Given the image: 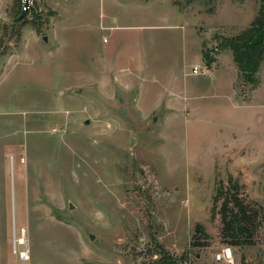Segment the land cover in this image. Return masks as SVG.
Wrapping results in <instances>:
<instances>
[{
	"label": "rangeland",
	"instance_id": "obj_1",
	"mask_svg": "<svg viewBox=\"0 0 264 264\" xmlns=\"http://www.w3.org/2000/svg\"><path fill=\"white\" fill-rule=\"evenodd\" d=\"M160 1L0 0V264H213L233 187L255 216L235 261L264 264V61L243 84L218 48L259 0Z\"/></svg>",
	"mask_w": 264,
	"mask_h": 264
},
{
	"label": "trees",
	"instance_id": "obj_2",
	"mask_svg": "<svg viewBox=\"0 0 264 264\" xmlns=\"http://www.w3.org/2000/svg\"><path fill=\"white\" fill-rule=\"evenodd\" d=\"M218 48L231 52L232 60L243 84L255 85V75L264 61V0H259L257 15L250 26L234 37L223 38V42L219 44ZM216 50L218 51V49ZM202 54L203 60L207 65L213 62V59L207 54ZM233 188L235 190L234 193L228 197L225 196L222 190L219 191L218 199H223L219 209L223 223V236L230 240L229 244L226 245H248L251 244L249 239L252 236L249 226H251L255 216L247 210L238 198L236 187ZM230 203L232 208H228ZM196 228H198L200 234L203 233L200 232L202 230L201 227L197 226ZM242 237L246 238L242 240ZM194 246L202 245L196 243ZM158 262L159 264H175L177 261L164 256ZM240 263L248 264L243 260Z\"/></svg>",
	"mask_w": 264,
	"mask_h": 264
},
{
	"label": "crops",
	"instance_id": "obj_3",
	"mask_svg": "<svg viewBox=\"0 0 264 264\" xmlns=\"http://www.w3.org/2000/svg\"><path fill=\"white\" fill-rule=\"evenodd\" d=\"M104 3L116 10H120L121 15L127 17H135V18H143L145 16L151 17L155 21H158V2L161 4L162 1L160 0H103ZM1 22V20H0ZM129 80L131 81L130 77L128 76ZM131 86V85H130ZM142 95L145 96V98H148L150 95V90L149 88L144 89ZM141 96V95H140ZM156 98H158V90L156 91ZM134 103L138 106V109L142 113L143 118H147L153 113H157L164 107L162 102L158 103V100L152 101L150 98L149 100L147 99H141L138 100L137 97L134 98ZM173 104V103H172ZM178 104L172 105V106H167L166 111L167 113H172ZM170 118V116L168 117ZM241 260H245L244 258H240Z\"/></svg>",
	"mask_w": 264,
	"mask_h": 264
},
{
	"label": "built area",
	"instance_id": "obj_4",
	"mask_svg": "<svg viewBox=\"0 0 264 264\" xmlns=\"http://www.w3.org/2000/svg\"><path fill=\"white\" fill-rule=\"evenodd\" d=\"M208 70L206 68L200 69L198 66H193L191 73L194 75L206 74ZM13 254H17V257L20 261L26 262L29 261V252L28 250L16 251L13 248ZM175 264H195L192 260L177 261ZM213 264H241L235 261V255L233 248L230 245H223L219 247L216 252L213 254Z\"/></svg>",
	"mask_w": 264,
	"mask_h": 264
},
{
	"label": "water",
	"instance_id": "obj_5",
	"mask_svg": "<svg viewBox=\"0 0 264 264\" xmlns=\"http://www.w3.org/2000/svg\"><path fill=\"white\" fill-rule=\"evenodd\" d=\"M30 8H31L30 0H22V11H21L20 16H23L28 10H30ZM43 40L46 41V37H43ZM84 124L85 125L89 124V121H85ZM71 207L72 206H69V208H71ZM90 239H93V237L90 236Z\"/></svg>",
	"mask_w": 264,
	"mask_h": 264
},
{
	"label": "bare ground",
	"instance_id": "obj_6",
	"mask_svg": "<svg viewBox=\"0 0 264 264\" xmlns=\"http://www.w3.org/2000/svg\"><path fill=\"white\" fill-rule=\"evenodd\" d=\"M17 243H18V244H21V243H22V241H21L20 239H18V240H17Z\"/></svg>",
	"mask_w": 264,
	"mask_h": 264
}]
</instances>
